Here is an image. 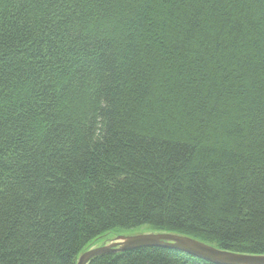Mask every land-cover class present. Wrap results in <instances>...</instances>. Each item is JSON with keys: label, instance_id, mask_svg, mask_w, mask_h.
<instances>
[{"label": "trees", "instance_id": "1", "mask_svg": "<svg viewBox=\"0 0 264 264\" xmlns=\"http://www.w3.org/2000/svg\"><path fill=\"white\" fill-rule=\"evenodd\" d=\"M142 226L264 255V0H0V264Z\"/></svg>", "mask_w": 264, "mask_h": 264}, {"label": "water", "instance_id": "2", "mask_svg": "<svg viewBox=\"0 0 264 264\" xmlns=\"http://www.w3.org/2000/svg\"><path fill=\"white\" fill-rule=\"evenodd\" d=\"M161 247L186 253L212 264H264V255L237 254L215 248L197 239L173 233H140L112 238L101 246L82 252L75 264H90L98 257L127 251Z\"/></svg>", "mask_w": 264, "mask_h": 264}, {"label": "rangeland", "instance_id": "3", "mask_svg": "<svg viewBox=\"0 0 264 264\" xmlns=\"http://www.w3.org/2000/svg\"><path fill=\"white\" fill-rule=\"evenodd\" d=\"M140 233H157L156 231H153L150 229L149 226H142L138 228H132V229H123V228H117L112 231H110L109 234L106 236L98 239L93 247L101 246L104 243H107L110 239L116 238V237H128Z\"/></svg>", "mask_w": 264, "mask_h": 264}, {"label": "snow or ice", "instance_id": "4", "mask_svg": "<svg viewBox=\"0 0 264 264\" xmlns=\"http://www.w3.org/2000/svg\"><path fill=\"white\" fill-rule=\"evenodd\" d=\"M260 243H261L262 245H264V240L260 241Z\"/></svg>", "mask_w": 264, "mask_h": 264}]
</instances>
